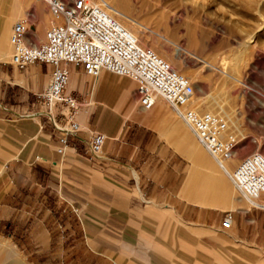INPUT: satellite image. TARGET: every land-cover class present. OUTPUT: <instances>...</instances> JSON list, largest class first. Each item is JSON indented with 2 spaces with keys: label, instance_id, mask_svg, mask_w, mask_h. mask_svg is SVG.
Instances as JSON below:
<instances>
[{
  "label": "crops",
  "instance_id": "0c3cea01",
  "mask_svg": "<svg viewBox=\"0 0 264 264\" xmlns=\"http://www.w3.org/2000/svg\"><path fill=\"white\" fill-rule=\"evenodd\" d=\"M21 18L29 45L43 43L58 21L44 0H0V222L29 221L49 241L58 234L44 211L51 198L66 213L60 220L73 217V235L95 264H264V209L239 193L233 163L217 164L167 104L143 109L127 77L113 86L111 72L91 78L69 66L74 134L34 114L53 67L7 59L2 41ZM96 131L105 141L94 156L88 142Z\"/></svg>",
  "mask_w": 264,
  "mask_h": 264
},
{
  "label": "rangeland",
  "instance_id": "374dc122",
  "mask_svg": "<svg viewBox=\"0 0 264 264\" xmlns=\"http://www.w3.org/2000/svg\"><path fill=\"white\" fill-rule=\"evenodd\" d=\"M107 1L116 6L119 0ZM121 1L126 5L116 7L140 23V27L135 26L139 45L154 51L156 47L175 61L174 46L168 41L177 43L178 55L183 60L180 69L192 75V99L201 96L225 120L222 110L237 120L241 134L229 127L223 136L230 135L239 141L232 157L223 162L225 166L233 163L229 165L230 173L241 160L236 161L238 155H264V24L258 27L264 19V0ZM9 35L7 59L12 54ZM248 37L252 41L246 46L243 59L238 60ZM235 62L239 69L233 75L231 68ZM173 63L170 65L178 71L179 66ZM78 70L82 72L80 66ZM108 74L110 78L116 76ZM125 79L135 93V83ZM156 99L155 104L163 102L166 106L161 97ZM32 105L36 108L35 98ZM53 205L51 198L44 199V211L56 219L54 227L58 233L49 241L40 240L29 221L19 225L11 220L0 222V264H95L96 258L84 250L80 236L73 235V217L69 214L70 224L65 223L59 218L63 219L66 213Z\"/></svg>",
  "mask_w": 264,
  "mask_h": 264
},
{
  "label": "built area",
  "instance_id": "2783aa9c",
  "mask_svg": "<svg viewBox=\"0 0 264 264\" xmlns=\"http://www.w3.org/2000/svg\"><path fill=\"white\" fill-rule=\"evenodd\" d=\"M58 20L45 32L39 45L26 43V18L14 22L9 35L11 63L19 68L33 63L53 67L49 82L35 95L36 116H43L64 135L78 131L76 98L67 91L70 65L81 66L84 73L96 78L102 71L127 77L136 85L139 105L154 106L157 96L187 124L199 143L220 165L232 157L239 141L224 138L227 123L217 112H200L189 107L194 95L193 84L176 71L152 48L142 47L134 35L101 5L89 0H44ZM64 118L65 126L58 123ZM105 135L96 131L88 142L91 155L100 153ZM239 193L264 209V155L254 152L244 156L231 174ZM226 214L222 225L227 227Z\"/></svg>",
  "mask_w": 264,
  "mask_h": 264
},
{
  "label": "bare ground",
  "instance_id": "6f19581e",
  "mask_svg": "<svg viewBox=\"0 0 264 264\" xmlns=\"http://www.w3.org/2000/svg\"><path fill=\"white\" fill-rule=\"evenodd\" d=\"M100 2L99 3H96V2H93V1H90V2H92V3H94V4H97V5H101L105 10H107V12L111 15V16H113L121 25H123L127 30H129L133 35H134V37L138 40V36H137V34H136V31H135V26H137V27H140V23H138V22H136L135 20H132L131 18H129L128 17V15L127 14H125L124 12H122L119 8H117L116 6H118L119 7V5H120V8L123 6L124 7V4L126 3L125 1V3L123 2V1H121V0H116V1H118V2H116V3H118L116 6H114V5H112L110 2H108L107 0H99ZM111 1V0H110ZM112 1H114V0H112ZM111 1V2H112ZM112 3H114V2H112ZM128 3V2H127ZM126 5V4H125ZM128 22H129V24H128ZM264 24V19L261 21V23L258 25V27H260V26H262ZM2 27H3V25H2ZM141 35V34H140ZM249 38V37H248ZM252 39V37H250L249 39H247L246 41H244L243 42V44H244V46H245V49H244V51H242L239 55H238V60H242L243 59V56H244V52L246 51V46L247 45H249V43L252 41L251 40ZM166 40V39H165ZM3 43H2V46L3 47H5V45L4 44H7V46L5 47V48H9V45H8V42H7V37H6V39H5V42L6 43H4V41H2ZM168 42H170L174 47V53H172V57H174L175 58V61H172V58H170V57H168V56H166V55H164L162 52H160V50L157 48L156 49V47H155V52L158 54L159 53V55L163 58V59H166V61L169 63V64H174L173 62H175V64H177V66H179V70L178 71H180V73L182 74V75H184L189 81H191V79H192V75H190V74H188V72L187 73H184L183 71H182V69H180V65L183 63V60H182V58L180 57V55H178V53L180 52V51H178L177 50V48L179 47V45L177 44V43H175V42H171V41H168ZM10 43V42H9ZM2 47V48H3ZM4 48V49H5ZM159 51V52H158ZM2 52H4V51H2ZM1 53V52H0ZM5 53V52H4ZM3 53V54H4ZM0 57H1V55H0ZM5 57V56H4ZM3 58V57H2ZM207 62V61H206ZM224 67V63H223V66H222V68ZM177 68V67H176ZM238 64H237V62H235L233 65H232V68H231V72H232V74L234 75V74H236L237 72H238ZM223 71V70H222ZM230 76H232V75H230ZM108 78V82H110L111 81V84L114 86L116 83L117 84H119V85H121V83L122 82H126V80H124V79H122V78H120V77H114V76H112L111 78L110 77H107ZM236 79V78H235ZM238 79V78H237ZM70 80H71V78H70ZM70 82V86H71V84H72V82L71 81H69ZM223 86H224V84H223ZM212 97V96H211ZM213 99V98H212ZM157 100V99H156ZM122 104V103H121ZM219 104V103H218ZM188 106L189 107H192V108H194V109H197V110H206V111H211V112H216V111H214V108H211L210 106H211V104L209 103V100H206V99H204V98H201V96H200V98H197V99H192L191 100V102L188 104ZM163 110V109H162ZM146 111V110H145ZM150 111V110H149ZM222 112H223V114L225 115V117H226V123H227V128H234L236 131H237V133L238 134H241V131H240V129H239V125H238V122H237V120L236 119H234L232 116H230V114L228 113V112H226V111H224V110H222ZM230 112V111H229ZM240 124V123H239ZM226 133V132H225ZM201 150V149H200ZM199 153V152H198ZM201 154V153H200ZM217 164H219L217 161H215ZM220 165V164H219ZM221 167H223L225 170H229L228 169V165H224V163L222 162V164L220 165ZM230 167V166H229ZM222 170V169H221ZM217 171V170H216ZM215 170H214V172H216ZM219 172V171H218ZM229 173V172H228ZM232 174V173H231ZM218 175H219V173H218ZM223 175V174H222ZM223 177H224V175H223ZM217 179V178H216ZM224 179H225V177H224ZM232 180V179H231ZM221 181V180H220ZM233 182V181H232ZM248 201V200H247ZM251 205H252V203L250 202V201H248Z\"/></svg>",
  "mask_w": 264,
  "mask_h": 264
}]
</instances>
